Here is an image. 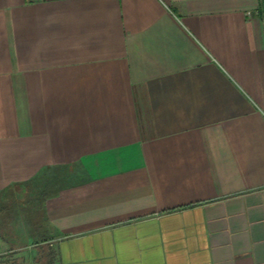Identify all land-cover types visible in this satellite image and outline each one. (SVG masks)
Returning a JSON list of instances; mask_svg holds the SVG:
<instances>
[{"label":"crops","instance_id":"crops-1","mask_svg":"<svg viewBox=\"0 0 264 264\" xmlns=\"http://www.w3.org/2000/svg\"><path fill=\"white\" fill-rule=\"evenodd\" d=\"M49 170L0 264H264V0H0V195Z\"/></svg>","mask_w":264,"mask_h":264},{"label":"rangeland","instance_id":"rangeland-1","mask_svg":"<svg viewBox=\"0 0 264 264\" xmlns=\"http://www.w3.org/2000/svg\"><path fill=\"white\" fill-rule=\"evenodd\" d=\"M57 184L59 180L49 170L47 178L42 174L35 181L0 195V238L5 239L0 244V257L24 253L41 240L43 199Z\"/></svg>","mask_w":264,"mask_h":264}]
</instances>
